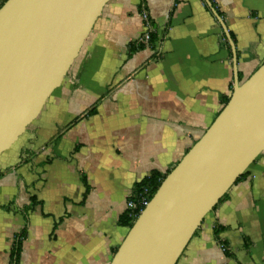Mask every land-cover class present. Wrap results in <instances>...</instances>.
<instances>
[{
  "label": "crops",
  "instance_id": "obj_1",
  "mask_svg": "<svg viewBox=\"0 0 264 264\" xmlns=\"http://www.w3.org/2000/svg\"><path fill=\"white\" fill-rule=\"evenodd\" d=\"M208 2L234 41L240 83L264 64V0H145L159 55L131 53L148 31L141 0H110L61 86L0 156V264H15L24 231L18 264L111 263L135 186L174 169L232 95L234 53ZM248 171L177 264H264V152Z\"/></svg>",
  "mask_w": 264,
  "mask_h": 264
},
{
  "label": "water",
  "instance_id": "obj_2",
  "mask_svg": "<svg viewBox=\"0 0 264 264\" xmlns=\"http://www.w3.org/2000/svg\"><path fill=\"white\" fill-rule=\"evenodd\" d=\"M110 0H7L0 8V156L36 120ZM172 169L110 264H177L205 217L264 152V64Z\"/></svg>",
  "mask_w": 264,
  "mask_h": 264
},
{
  "label": "trees",
  "instance_id": "obj_3",
  "mask_svg": "<svg viewBox=\"0 0 264 264\" xmlns=\"http://www.w3.org/2000/svg\"><path fill=\"white\" fill-rule=\"evenodd\" d=\"M7 2V0H0V8ZM140 10L142 12V14L147 11L146 8V3L145 0H141V6H140ZM146 26H149L148 28V32H149V41L145 40V35L140 39V41H137L133 44H131V53H134L135 51L142 49V48H152L155 51V55H159L157 54L156 51V43L158 41V36L155 32L152 20L150 18H148V22L146 23ZM230 97H223L222 98V104L225 106L229 100ZM94 112V111H91ZM249 171L246 170L242 176L237 180L236 184L242 180L243 178H245L248 175ZM168 175V173L166 174H162L159 172H153L151 175H149L148 177H146L144 180H142L140 183H138L133 191L134 195H139L145 191H148V193L150 194V197L152 198L153 195L157 192L158 188L161 186L162 182L164 181V179L166 178V176ZM227 195V193L225 194V196ZM225 196L220 200V202L225 198ZM135 202H137V200L135 199ZM219 202V203H220ZM35 198H32V204H35ZM145 208V206H141L138 205L136 209H129L125 212V214H123L118 223L120 226L126 228L128 231L129 229H131L134 225V223L136 222L137 218L139 217L140 213L143 211V209ZM223 229L222 228H216L215 230V236L216 238H219V235L221 233ZM196 234V233H195ZM25 238V231L22 233V236L20 237L16 248L14 249V263L18 264L19 262V258L21 255V248H22V242ZM225 247L226 245L223 244ZM118 247L114 249V254L117 251ZM226 253L228 252V248H226ZM229 254V253H228Z\"/></svg>",
  "mask_w": 264,
  "mask_h": 264
},
{
  "label": "built area",
  "instance_id": "obj_4",
  "mask_svg": "<svg viewBox=\"0 0 264 264\" xmlns=\"http://www.w3.org/2000/svg\"><path fill=\"white\" fill-rule=\"evenodd\" d=\"M142 17L144 19V21L147 23L148 22V18H149V14L147 13V11H145L142 14ZM147 28H149V26H147ZM145 40L149 41V32L147 31L145 33ZM135 199L137 200V202H135ZM151 197L150 194L148 193V191H145L139 195H134L132 194L130 196V198L128 199V208L129 209H136L138 205L141 206H146L147 203L150 201ZM222 251H226V247L224 245H222Z\"/></svg>",
  "mask_w": 264,
  "mask_h": 264
}]
</instances>
